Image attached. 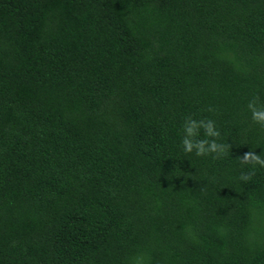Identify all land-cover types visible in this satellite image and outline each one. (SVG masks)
<instances>
[{
  "label": "trees",
  "instance_id": "1",
  "mask_svg": "<svg viewBox=\"0 0 264 264\" xmlns=\"http://www.w3.org/2000/svg\"><path fill=\"white\" fill-rule=\"evenodd\" d=\"M253 97L264 0H0V264H264Z\"/></svg>",
  "mask_w": 264,
  "mask_h": 264
},
{
  "label": "clouds",
  "instance_id": "2",
  "mask_svg": "<svg viewBox=\"0 0 264 264\" xmlns=\"http://www.w3.org/2000/svg\"><path fill=\"white\" fill-rule=\"evenodd\" d=\"M248 110L251 113V119L253 122L261 127H264V104L259 102L258 97L248 101ZM209 111H212L210 108ZM203 129L205 139H199L200 130ZM183 139L181 141L183 153L187 156L195 154L197 157H204L209 154L214 156H222L225 152V145L218 143L220 132L216 129L213 120H196L191 117L186 118L183 125ZM211 138V139H209ZM244 163L252 164L253 171L242 174L241 181H247L254 173L256 166L264 169V154L256 155L252 152L245 154L240 159ZM134 264H145L143 258H136Z\"/></svg>",
  "mask_w": 264,
  "mask_h": 264
}]
</instances>
